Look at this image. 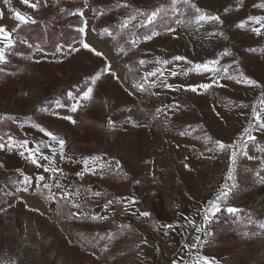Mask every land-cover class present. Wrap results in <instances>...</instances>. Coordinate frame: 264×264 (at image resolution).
<instances>
[{
  "label": "rangeland",
  "instance_id": "obj_1",
  "mask_svg": "<svg viewBox=\"0 0 264 264\" xmlns=\"http://www.w3.org/2000/svg\"><path fill=\"white\" fill-rule=\"evenodd\" d=\"M177 1L0 0V264H264V0Z\"/></svg>",
  "mask_w": 264,
  "mask_h": 264
},
{
  "label": "snow or ice",
  "instance_id": "obj_2",
  "mask_svg": "<svg viewBox=\"0 0 264 264\" xmlns=\"http://www.w3.org/2000/svg\"><path fill=\"white\" fill-rule=\"evenodd\" d=\"M8 2H9V0H5V3H8ZM21 2L23 4H25V5H28L29 7L33 8V9H35L38 6V0H36V2H33V0H21ZM173 3H175V0H173ZM261 6L264 7V5H261ZM197 11H199V9H197ZM157 15H158V12L157 11H153L151 16L149 17V21H151L152 19H155L157 17ZM15 19L17 21H19L21 24L29 22L28 18L25 15H23L21 12H19V11L15 12ZM201 19H203V17H201ZM211 19L219 21V17L218 16L217 17H212ZM249 19H254L256 21V23L259 25V27L252 28V31L255 32L257 35H260L262 33V30H264V18L250 17ZM241 26H243V24ZM14 31H16L15 28L12 29V31H9L7 26L0 25V43L4 44V48H0V62H4L5 61V48L11 47L13 45V32ZM80 31L83 32L84 29H81ZM153 35H157V33H153ZM151 38H152V36L146 37V39H151ZM83 47L85 49H89L90 48V46L87 43H83ZM92 50L95 51L94 49H92ZM95 54L97 56H101L102 55V53H100V52H95ZM176 59L180 60V59H184V58L183 57H176ZM140 63L143 64L145 62L143 60H141ZM164 63H167V61H164ZM200 67L201 66H199V65L197 66V68H200ZM203 67L206 69L207 65H203ZM108 70L110 71V67H109ZM155 74L156 73H154V72L150 73V75H155ZM113 75H115V74L113 73ZM172 75H176V73L173 72ZM249 83H255V82L254 81H249ZM165 86L166 87H170L169 85H165ZM211 86L212 85L210 83H205V84H200V85H195V86H188V87H190L191 90L195 92V91H197L198 88L208 89ZM92 92H93V89L91 87L87 88V90L83 94V99H85V100L91 99ZM72 110L76 111V108L74 107ZM252 116L255 119V121L258 123L259 127L261 129H264V102H262V106H261L260 111H257V109L255 107H253ZM67 119H71V118L67 117ZM247 131L248 130L245 129V132H247ZM46 135H48L49 137H51V139L53 141H56L58 143L60 154H61V156H63V149H64V143H65L64 140L58 139L51 132H47ZM249 139H254V137L249 136ZM27 143H28L27 141H23V142H21V146L26 147ZM217 143H218V145H219V147L221 149L228 148V147H233L232 145H225L222 142H217ZM2 147H4V145L0 144V148H2ZM45 147H48V145H45ZM37 153H39L40 158L49 161L50 166L44 168L45 172L57 173V172L60 171V169H58L55 166V164H54V159L53 158L56 155L55 150H53V152H52V157L45 156L42 152L39 151V149L29 151V157L30 158L35 157L37 155ZM235 157H236V152L233 151L232 152V156H231L233 162L235 161ZM33 163H37V160L33 159ZM84 164L87 166L88 165V161L85 160ZM86 170H89V169H87V167H86ZM229 178L230 179L232 178L231 177V171L229 172ZM38 179L40 181H43L45 179V177L44 176H39ZM25 180H26V182H31V178H29V177H26ZM44 187L47 188L49 186L47 184H45ZM57 187H59V185H57ZM225 187H227V186H225ZM97 195H99V193H97ZM227 196H228V192L227 191H222L216 197L215 201H210L209 202L208 208H206L204 210V217L203 218H204L205 221H209L210 217L214 216L217 212H219L221 210V202L226 200ZM227 211L235 213L238 210L235 209V208H227ZM142 215L147 216V215H149V213L144 212V213H142ZM200 230L201 229H197V231H200ZM196 240L198 241L199 237H196ZM191 247L195 248L196 245L193 244V245H191ZM200 261H203L204 264H210V261L208 260V258L204 257V256H198L197 260H196V264H199Z\"/></svg>",
  "mask_w": 264,
  "mask_h": 264
},
{
  "label": "trees",
  "instance_id": "obj_3",
  "mask_svg": "<svg viewBox=\"0 0 264 264\" xmlns=\"http://www.w3.org/2000/svg\"><path fill=\"white\" fill-rule=\"evenodd\" d=\"M180 1L181 0H178L177 1V5H178V3L180 4ZM163 4H165V5H168V4H171V1H165V2H163L162 3V5ZM147 7H151V8H153L152 6H147ZM179 7H181V5H179ZM144 8H146V6L144 7ZM183 8H184V5H183ZM174 17H172V16H165V18L162 20V19H160V20H157L156 21V23H153L152 24V26L150 27V26H146L147 27V29L148 30H153L154 28H159V27H167V26H173L174 25ZM161 22H164V24H162V25H159ZM31 24H29V23H25V24H22L21 26H20V28L18 29V32H19V34H22L23 32H26V31H28L31 27ZM114 26V28H111V29H115V30H117V25H113ZM144 30H145V27H140V28H138L137 30H136V34H141V33H143L144 32ZM66 32H68V31H66ZM65 31H63V32H61V33H59V34H62L63 35V37L62 38H60L61 39V42L63 43V44H65V45H68V44H70L73 40H75L76 38H78V36L76 37L75 35V37H71V36H69V33H66ZM146 34V33H145ZM53 38H55V36H52V37H50V36H48L47 38H45V40L43 41V42H50ZM28 39L30 40V41H33L34 40V37H33V35L30 33V35H29V37H28ZM42 39V38H41Z\"/></svg>",
  "mask_w": 264,
  "mask_h": 264
},
{
  "label": "crops",
  "instance_id": "obj_4",
  "mask_svg": "<svg viewBox=\"0 0 264 264\" xmlns=\"http://www.w3.org/2000/svg\"><path fill=\"white\" fill-rule=\"evenodd\" d=\"M3 16L4 18L2 22H0V25H5L9 31H12V29H14L15 21L9 20L5 15Z\"/></svg>",
  "mask_w": 264,
  "mask_h": 264
}]
</instances>
